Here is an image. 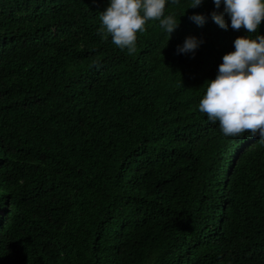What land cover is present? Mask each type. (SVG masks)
I'll list each match as a JSON object with an SVG mask.
<instances>
[{
    "label": "trees",
    "instance_id": "1",
    "mask_svg": "<svg viewBox=\"0 0 264 264\" xmlns=\"http://www.w3.org/2000/svg\"><path fill=\"white\" fill-rule=\"evenodd\" d=\"M109 2L0 0V264H264V143L198 107L248 33L178 0L129 54Z\"/></svg>",
    "mask_w": 264,
    "mask_h": 264
},
{
    "label": "clouds",
    "instance_id": "2",
    "mask_svg": "<svg viewBox=\"0 0 264 264\" xmlns=\"http://www.w3.org/2000/svg\"><path fill=\"white\" fill-rule=\"evenodd\" d=\"M178 0H110L100 13L101 26L98 35L107 39L129 54L136 52L137 33L145 30L149 21L158 20L161 29L171 34L180 23L174 13L165 15L167 4ZM203 0H191L189 8L202 5ZM215 7L224 5L223 13L214 11L212 19L221 28L227 29L224 19L227 14L233 30L244 29L248 35L234 41L235 50L223 56L215 79L205 82L206 92L199 103V111L207 115L210 122L219 121L222 133L236 137L248 132L264 143V35L258 34L264 21V0H213ZM199 26L206 22L202 13L189 17ZM202 41L189 36L178 53H194Z\"/></svg>",
    "mask_w": 264,
    "mask_h": 264
}]
</instances>
